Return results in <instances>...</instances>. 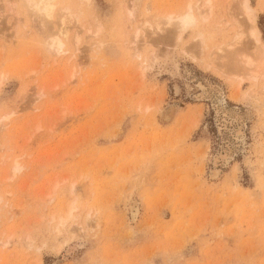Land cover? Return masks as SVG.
Instances as JSON below:
<instances>
[{
	"label": "rangeland",
	"instance_id": "374dc122",
	"mask_svg": "<svg viewBox=\"0 0 264 264\" xmlns=\"http://www.w3.org/2000/svg\"><path fill=\"white\" fill-rule=\"evenodd\" d=\"M23 1L0 0V264H264L243 2L53 0L41 22ZM196 4L180 37L161 22ZM247 5L264 44V0Z\"/></svg>",
	"mask_w": 264,
	"mask_h": 264
},
{
	"label": "bare ground",
	"instance_id": "6f19581e",
	"mask_svg": "<svg viewBox=\"0 0 264 264\" xmlns=\"http://www.w3.org/2000/svg\"><path fill=\"white\" fill-rule=\"evenodd\" d=\"M23 1V0H22ZM205 2V6H207L208 4H209V0H205L204 1ZM241 2H243V4L241 5ZM23 3H25L26 4V6L30 9L29 11L31 12L32 11V13H34L35 12V14H34V16H36V17H39V19H41L40 21L42 22V21H47L48 19L50 20V18L49 17H51L52 15H53V9H54V3H53V0H24L23 1ZM24 5V4H23ZM202 5V4H201ZM239 5H241V7L243 6V13H245L246 14V21L248 20L249 22H250V25H252V27H251V30H249L251 33H252V35H251V33H250V37H252L251 39H253V41L255 40V42H256V44H257V46H259L258 48H260V52L262 53V55L264 54V44H260L261 42H260V38H259V35H260V31H259V29L256 27V24H255V15H253V14H251L250 13V7H248V5H247V0H240V4ZM203 6V5H202ZM63 10H65V8L63 9ZM67 14H69L68 12H67ZM196 14H198V15H202L203 17H204V15H203V13H202V9H200L199 8V5H195V7L193 6V7H191V6H189V7H187L181 14H175V15H173V17H172V13L171 14H169V15H167L166 16V18H165V20H161V22L162 21H164V23H166V24H169V25H171V26H173L174 25V27H175V32H174V35H178L179 36V34L178 33H180V31L179 30H184L185 28H187L188 26H191V25H193L195 22H196V18H197V16H196ZM244 14V15H245ZM61 15V14H60ZM65 15H66V11H65ZM64 16V15H63ZM62 16V17H63ZM67 16V15H66ZM71 16V15H70ZM61 17V18H62ZM159 18V17H158ZM162 18H164V17H162ZM46 19V20H45ZM65 17L61 20V22L63 23L65 20ZM161 19V18H160ZM51 21V20H50ZM69 21H71V20H69ZM160 21V20H159ZM154 22V24L156 23V25H154V28L155 29H159V28H161V27H159V25L160 24H162L161 22ZM52 22V21H51ZM69 23V22H68ZM144 24V23H143ZM44 25V24H43ZM65 25V24H64ZM63 24H62V26H60L58 29H56V30H54V32H52V34H51V36H50V40L48 41V39L46 40V41H48V45H50V46H52L51 48H54L55 47V49H59L61 46H62V44H63V42H62V40H61V38L59 37V36H62V35H64L63 36V39H64V37H65V35L67 34V32H68V30H67V28L64 26ZM153 26V25H152ZM138 27H141V26H138ZM173 28V27H172ZM152 31H153V29H152ZM137 33H138V31H137V29H136V31H135V37L137 36ZM151 33V32H150ZM248 33V34H249ZM141 34V33H140ZM143 34V33H142ZM239 34V33H238ZM241 34V33H240ZM239 34V35H240ZM236 35V34H235ZM180 37V36H179ZM233 38V37H232ZM234 38H235V36H234ZM239 38V37H238ZM237 39V38H236ZM239 41V40H238ZM252 41V42H253ZM235 44V43H234ZM253 44H255V43H253ZM227 46V45H226ZM49 48V47H48ZM255 48H256V46H255ZM228 49H229V47H228ZM222 50V49H221ZM226 51V50H225ZM228 51V50H227ZM257 51V50H256ZM255 51V53L258 55V52H256ZM260 52H259V54H260ZM229 53H230V51H229ZM226 54V53H225ZM231 54V53H230ZM256 54H255V56H256ZM229 55V54H228ZM261 55V54H260ZM152 56H153V54H152ZM226 56V55H225ZM154 57H155V53H154ZM230 57H231V55H230ZM240 57H241V55H240ZM258 57V56H257ZM264 57V56H263ZM261 58L260 56H259V61L258 60H256V61H258V62H261L260 60L262 59V61H263V59L264 58ZM224 58V57H223ZM235 57H233V59H234ZM244 59H245V57H243ZM153 59V58H152ZM232 58H231V60H233ZM236 59V58H235ZM240 59V58H239ZM244 59H241L242 61H245ZM250 59V58H249ZM256 59V58H255ZM223 60V59H222ZM229 61H230V59H228ZM228 60H225L224 61V63L226 62V61H228ZM250 60H252L253 61V59H250ZM153 61V60H152ZM228 61V62H229ZM238 61V60H237ZM248 61V60H247ZM255 61V62H256ZM249 62V61H248ZM248 62H247V66H249L248 65ZM251 62V61H250ZM249 62V63H250ZM227 63V62H226ZM230 64H231V61L229 62ZM228 63V64H229ZM235 63H240L239 61L238 62H234V64L233 65H235ZM244 63V62H243ZM254 63V62H253ZM236 64V65H237ZM255 64V63H254ZM235 65V66H236ZM238 65H240V64H238ZM243 65V66H242ZM241 65V68H243L242 70L243 71H245V72H248V76H250V75H252V78L251 79H253L254 78V76L256 77V75H257V70L254 68V70H256V71H254L253 70V67L251 66L252 65V63H251V65H250V68H249V71L252 69L253 71H254V73L253 72H251V73H249V71H246V70H248V68L247 69H245L244 70V67L246 66V65H244V64H242ZM239 67V66H238ZM259 72V76H262L261 74H260V70L258 71ZM255 73H256V75H255ZM262 73V72H261ZM254 74V75H253ZM258 77V76H257ZM19 166H15V168L16 169H19L18 168ZM64 219V218H63ZM64 221H65V219H64ZM61 223L63 224V221L61 220Z\"/></svg>",
	"mask_w": 264,
	"mask_h": 264
}]
</instances>
